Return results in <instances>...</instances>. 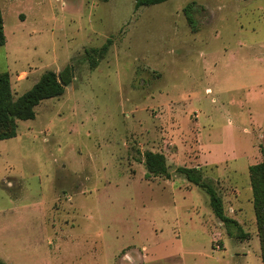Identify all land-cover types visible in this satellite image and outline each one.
<instances>
[{
    "label": "rangeland",
    "instance_id": "obj_1",
    "mask_svg": "<svg viewBox=\"0 0 264 264\" xmlns=\"http://www.w3.org/2000/svg\"><path fill=\"white\" fill-rule=\"evenodd\" d=\"M134 2L0 0L13 98L72 74L0 141L6 264H262L248 168L264 159V0ZM146 151L169 179L146 178Z\"/></svg>",
    "mask_w": 264,
    "mask_h": 264
},
{
    "label": "trees",
    "instance_id": "obj_2",
    "mask_svg": "<svg viewBox=\"0 0 264 264\" xmlns=\"http://www.w3.org/2000/svg\"><path fill=\"white\" fill-rule=\"evenodd\" d=\"M166 1L168 0H135L134 7L154 6ZM183 12L190 27L194 29L195 24L191 15V6L184 7ZM4 41L3 21L0 14V46L4 45ZM71 78L70 66H66L59 74L50 70L46 71L29 90L21 96L13 98L7 73H0V141L15 137L16 122L34 119L36 106L43 100L61 96L64 86L71 82ZM143 157L146 178L161 176L166 179L170 178L166 159L162 154L146 151ZM177 172L205 192L212 213L223 225L226 227L230 225L239 227L235 220L226 216L220 197L210 183L203 181L198 169L179 167ZM248 173L256 234L260 247V259L264 264V159L249 166ZM0 264L6 263L0 260Z\"/></svg>",
    "mask_w": 264,
    "mask_h": 264
},
{
    "label": "crops",
    "instance_id": "obj_3",
    "mask_svg": "<svg viewBox=\"0 0 264 264\" xmlns=\"http://www.w3.org/2000/svg\"><path fill=\"white\" fill-rule=\"evenodd\" d=\"M231 218V217H230ZM231 219H233V220H235L236 221V223L238 224V228L241 230V228H242V224H243V222H241V221H239V220H236V219H234V218H231ZM218 224H221V222L220 221H218ZM226 230V229H225ZM227 231V230H226ZM257 236V235H256ZM258 238V237H257Z\"/></svg>",
    "mask_w": 264,
    "mask_h": 264
},
{
    "label": "built area",
    "instance_id": "obj_4",
    "mask_svg": "<svg viewBox=\"0 0 264 264\" xmlns=\"http://www.w3.org/2000/svg\"><path fill=\"white\" fill-rule=\"evenodd\" d=\"M216 247H218V246H216Z\"/></svg>",
    "mask_w": 264,
    "mask_h": 264
}]
</instances>
